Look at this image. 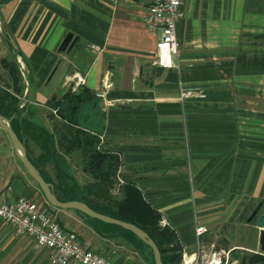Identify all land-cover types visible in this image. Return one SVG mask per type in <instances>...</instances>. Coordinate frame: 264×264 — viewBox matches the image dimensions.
I'll list each match as a JSON object with an SVG mask.
<instances>
[{
	"label": "crops",
	"instance_id": "crops-1",
	"mask_svg": "<svg viewBox=\"0 0 264 264\" xmlns=\"http://www.w3.org/2000/svg\"><path fill=\"white\" fill-rule=\"evenodd\" d=\"M150 1L0 0V101L10 105L12 96L18 110L3 118L52 185H59L57 166L31 126L53 136L82 188H106L89 170L83 142L85 134L97 137L98 151L119 158L113 182L120 177L141 192L175 233L182 255L196 251L197 226L208 229L207 243L239 240L225 249L261 254L260 230L246 220L264 203V0H182L172 69L154 65L160 34L144 23ZM69 34L75 44L60 52ZM75 74L86 84L73 92ZM105 83L110 104L95 96ZM189 89L195 97L182 101ZM69 93L81 99L74 122L54 113ZM20 198L41 203L44 194L0 127V205ZM54 210L64 231L109 263L146 264L93 217ZM33 241L0 223V264H37Z\"/></svg>",
	"mask_w": 264,
	"mask_h": 264
},
{
	"label": "built area",
	"instance_id": "built-area-1",
	"mask_svg": "<svg viewBox=\"0 0 264 264\" xmlns=\"http://www.w3.org/2000/svg\"><path fill=\"white\" fill-rule=\"evenodd\" d=\"M131 0H110L114 6H119ZM182 0H151L144 17L146 29L150 33H159L160 38L157 43L156 60L154 65L164 69H172L178 66L176 59L179 53L177 39L178 25L183 20L185 13L182 8ZM89 48L98 53L103 48L97 45H90ZM21 74L26 82L25 67L21 63ZM70 79L73 80L72 91L76 92L79 87L86 84V79L81 74H75ZM27 85V82H26ZM110 85H104L101 91L95 96L104 100L107 104L106 91ZM195 97L193 90H182L181 100L186 101ZM26 102L20 103V108H24ZM57 113V110L54 111ZM0 220L9 224L17 236L30 237L45 249L51 251L49 260L51 264H111L100 254L86 249L77 235L64 231L56 220L41 204L27 200L18 199L13 204L0 205ZM162 228L167 227L165 220L160 221ZM197 248L192 254L184 253L180 264H239V259L235 253L240 248H220L217 243H207L203 236L208 233L204 226H197L196 230Z\"/></svg>",
	"mask_w": 264,
	"mask_h": 264
},
{
	"label": "trees",
	"instance_id": "trees-1",
	"mask_svg": "<svg viewBox=\"0 0 264 264\" xmlns=\"http://www.w3.org/2000/svg\"><path fill=\"white\" fill-rule=\"evenodd\" d=\"M13 74L16 75L15 72ZM14 82H17L16 76H14ZM8 99L12 101L10 105H5L3 100L0 101V115L10 119L18 110L15 104L17 101L12 96H8ZM80 102L79 96L69 93L62 100H58L55 107L57 113L62 117L69 118L74 122L72 115L78 109ZM31 129L35 132L34 139L47 151V157H50L57 166L59 185H53V190L60 202H81L98 214L136 225L157 244L161 251L163 264H180L182 254L179 246L175 244V233L168 227L160 226V214L145 201L141 192L131 182L125 181L120 201L111 194L112 178L117 176L120 161L118 157L98 151L99 140L97 137L85 134L83 142L87 148L88 168L95 179L100 180L101 184H105V189L102 186L80 187L70 175L63 158L57 153L53 136L41 126L32 125ZM43 179L49 183L46 178L43 177ZM93 219L104 229L110 230L111 236L125 238L146 264H155L152 250L137 235L120 226ZM145 248L149 250V256L145 253ZM239 264H264V254L250 255L243 258Z\"/></svg>",
	"mask_w": 264,
	"mask_h": 264
},
{
	"label": "water",
	"instance_id": "water-1",
	"mask_svg": "<svg viewBox=\"0 0 264 264\" xmlns=\"http://www.w3.org/2000/svg\"><path fill=\"white\" fill-rule=\"evenodd\" d=\"M74 44H75V40H73V35L69 34L63 41L59 51L69 52L73 48ZM0 127L4 129L7 132V134L11 137V139L13 140L16 147L21 153L22 162L25 169L38 184L41 192L44 194V196L47 198V200L54 208L76 210L86 215H89L95 219H98L104 223L117 225L126 230L131 231L132 233L137 235L141 240L147 243V245L150 247V249L153 252L155 264H163L161 251L159 250L157 244L150 238V236L145 231H143L136 225L122 222L120 220L98 214L95 211H93L91 208H89L86 204L81 202H76V201L69 203L60 202L57 199L56 195L54 194L53 185L46 182L43 179V177L37 172V170L33 167L31 161L27 156V152L25 150L24 145L22 144V142L20 141L14 130L11 128L9 122L6 121L1 115H0ZM246 222L247 224H255L256 227L260 230L259 247L261 253L264 254V203L263 202H260L254 208L251 215L247 218Z\"/></svg>",
	"mask_w": 264,
	"mask_h": 264
},
{
	"label": "rangeland",
	"instance_id": "rangeland-1",
	"mask_svg": "<svg viewBox=\"0 0 264 264\" xmlns=\"http://www.w3.org/2000/svg\"><path fill=\"white\" fill-rule=\"evenodd\" d=\"M7 84V82H6ZM8 85V84H7ZM3 87V86H1ZM125 185V180H122L119 178L116 179L115 182H113V189H114V195L113 197L115 199H117L118 201H120L122 199V187ZM38 203V202H37ZM41 204L42 206H44V208L50 213V215L56 220V222L61 225V221H60V218L55 214V210L56 208H54L50 202L47 200V198L44 196V199L41 201ZM0 223L10 227L12 230L13 228L5 223L4 221H1L0 220ZM14 231V230H13ZM15 233V232H14ZM16 234V233H15ZM25 238H28V237H25ZM30 240H32V238L29 237ZM34 243V241H33ZM233 244H241V242L239 240H236V241H218L217 242V245L220 247V248H227ZM34 246H37V249H38V262L37 264H51L50 263V260H49V256H50V253L51 251H49L48 249H45L43 247H40L39 245H36V243H34ZM242 246V245H241ZM253 247V246H252ZM255 245H254V248L255 249ZM256 250V249H255ZM259 250V249H258ZM257 251V250H256ZM260 251V250H259ZM145 253L149 256V250L147 248H145ZM250 255H254V253H251V252H247L245 250H240V251H237L235 253V257H237L239 259V261L243 260L244 257H248ZM240 263V262H239ZM70 264H78V263H75V262H71Z\"/></svg>",
	"mask_w": 264,
	"mask_h": 264
},
{
	"label": "flooded vegetation",
	"instance_id": "flooded-vegetation-1",
	"mask_svg": "<svg viewBox=\"0 0 264 264\" xmlns=\"http://www.w3.org/2000/svg\"><path fill=\"white\" fill-rule=\"evenodd\" d=\"M253 210H254V209H252V211H253ZM252 211L250 212V215H251ZM250 215H249V216H250ZM249 216H248V217H249ZM248 217H247V218H248ZM244 258H245V257H244Z\"/></svg>",
	"mask_w": 264,
	"mask_h": 264
}]
</instances>
